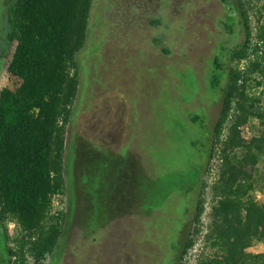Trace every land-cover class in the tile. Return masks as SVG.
<instances>
[{
  "label": "rangeland",
  "instance_id": "1",
  "mask_svg": "<svg viewBox=\"0 0 264 264\" xmlns=\"http://www.w3.org/2000/svg\"><path fill=\"white\" fill-rule=\"evenodd\" d=\"M230 15H238L235 0H166L161 7L95 0L66 154L74 209L46 264H166L169 256L176 264L177 244L193 224V214L180 216L198 191L183 188L192 164L183 154L205 136L191 117L200 115L213 128L229 50L221 58L223 81L212 89L217 56L243 39L240 26L230 35L222 23L229 24ZM6 34V0H0V88L9 82ZM195 161L203 163L199 155ZM219 163L213 160V174ZM0 219L18 234L9 207L0 209ZM245 246L264 251L254 239ZM0 264H9L1 236Z\"/></svg>",
  "mask_w": 264,
  "mask_h": 264
},
{
  "label": "trees",
  "instance_id": "2",
  "mask_svg": "<svg viewBox=\"0 0 264 264\" xmlns=\"http://www.w3.org/2000/svg\"><path fill=\"white\" fill-rule=\"evenodd\" d=\"M235 1L238 15L228 16L226 28L234 35L240 26L243 39L216 59L212 89L223 81L221 58L229 50L218 118L210 129L200 115L191 117L205 136L183 154L192 163L183 188L198 191L180 216L193 214V224L177 244L176 264H189L200 241L194 264H264V251L245 246L248 239L264 243V0ZM94 2L6 0L12 54L9 82L0 88V209L9 207L19 224L11 235L0 219L9 264H46L67 233L74 202L66 154ZM255 120L263 126L246 138L242 127ZM198 155L203 163L195 161Z\"/></svg>",
  "mask_w": 264,
  "mask_h": 264
},
{
  "label": "built area",
  "instance_id": "3",
  "mask_svg": "<svg viewBox=\"0 0 264 264\" xmlns=\"http://www.w3.org/2000/svg\"><path fill=\"white\" fill-rule=\"evenodd\" d=\"M263 126L262 122H259L258 120L253 121L245 126L242 127V133L246 138H250L251 136L255 135L259 127Z\"/></svg>",
  "mask_w": 264,
  "mask_h": 264
},
{
  "label": "flooded vegetation",
  "instance_id": "4",
  "mask_svg": "<svg viewBox=\"0 0 264 264\" xmlns=\"http://www.w3.org/2000/svg\"><path fill=\"white\" fill-rule=\"evenodd\" d=\"M221 1L224 2V3H226L227 0H221ZM136 2L145 3V6L146 7H149L150 4H152V5L153 4H157L159 7H161L163 4H165L166 0H136ZM205 14L209 15L208 12L205 13ZM221 21L224 24V26L227 27L226 26L227 23L224 20H221ZM227 32H228V29H227Z\"/></svg>",
  "mask_w": 264,
  "mask_h": 264
}]
</instances>
